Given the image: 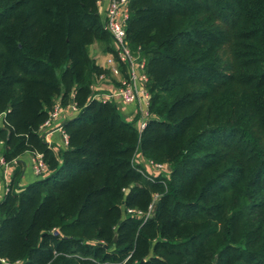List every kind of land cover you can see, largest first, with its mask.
<instances>
[{"label":"trees","instance_id":"trees-1","mask_svg":"<svg viewBox=\"0 0 264 264\" xmlns=\"http://www.w3.org/2000/svg\"><path fill=\"white\" fill-rule=\"evenodd\" d=\"M99 1L0 0L3 156L40 152L50 170L22 186L16 167L0 264H264V0H129L150 95L142 131L92 97L109 71L90 48L113 52ZM72 101L56 153L41 126ZM151 205L147 219L128 211Z\"/></svg>","mask_w":264,"mask_h":264},{"label":"built area","instance_id":"built-area-1","mask_svg":"<svg viewBox=\"0 0 264 264\" xmlns=\"http://www.w3.org/2000/svg\"><path fill=\"white\" fill-rule=\"evenodd\" d=\"M101 1V0H100ZM99 1V3H100ZM129 0H111L110 4L106 10L103 26L109 32L112 38V49L113 52L111 57L109 58V63L113 65V71L116 74L120 72L123 73L121 69V64H126V74L121 80L119 86L109 90L103 91L99 89L97 84V80L93 84V98L102 100V101H110V102H119L122 101L125 104H133L140 102L144 99L146 106L141 107L137 116V128L142 131L147 122L150 119V113L148 110L149 103V92L146 87V82L148 80V76L146 73V61L142 58L139 52L135 53L131 50L127 39V21L129 18ZM105 77V74H101L98 76V79L102 80ZM78 111L75 102L72 101L70 105L67 107H63L60 102H57L53 111L51 112L49 118L43 123L41 126V132L44 135V131L52 126L53 120L58 117L61 113L66 111ZM60 128V127H59ZM63 143L64 146L67 147L68 135L63 128ZM141 155L138 154L135 157V162H139ZM32 165L33 170L36 176L44 177L48 175L50 172L49 165L44 158V154L37 152L32 154ZM17 159H13L8 161L4 156L0 157V163L4 167V172L9 174L12 171L13 165ZM147 164L151 166L153 169L159 171H170L167 164L164 163H154L152 161L146 160ZM7 185L5 189V194L10 189V182L7 179ZM153 209V205L150 206L147 212H142L136 209H128L129 213L136 217H145L147 219L151 214Z\"/></svg>","mask_w":264,"mask_h":264},{"label":"crops","instance_id":"crops-1","mask_svg":"<svg viewBox=\"0 0 264 264\" xmlns=\"http://www.w3.org/2000/svg\"><path fill=\"white\" fill-rule=\"evenodd\" d=\"M111 0H101L99 3L100 14L102 21H104V16L106 10L110 4ZM90 54L96 59L97 64L102 66L104 69L109 71L105 77L100 80L97 77V86L103 91H109L120 85L121 80L124 77V74L120 72L119 74L114 73L113 65L109 63V58L111 57L112 52L106 51L105 46L99 42L94 43L90 48ZM60 97L58 98V101ZM122 116L129 122H132L135 126L138 125L137 114L141 107H145L146 103L144 99L140 102L133 104H125L122 101L115 102ZM78 111H66L61 113L58 117L53 120L52 126L48 127L44 131L45 141L49 144L50 147L56 152L59 153L60 150L65 149L63 143V125L67 120L74 118L77 115ZM60 127V128H59ZM4 143L0 142V157L3 156ZM32 155L29 152L24 153L20 156V160H16L13 165L12 171L9 174L4 172V167L0 163V202L4 198L5 189L7 185V179L11 183L13 175L18 164L23 168L21 177L19 179L20 185L24 186L33 181H35L38 176L35 175L32 165Z\"/></svg>","mask_w":264,"mask_h":264},{"label":"rangeland","instance_id":"rangeland-1","mask_svg":"<svg viewBox=\"0 0 264 264\" xmlns=\"http://www.w3.org/2000/svg\"><path fill=\"white\" fill-rule=\"evenodd\" d=\"M137 164H140L143 170L148 171L150 174L154 176L168 175L170 173V171H163V170L159 171V170L153 169L151 166L148 165L149 163L147 164L146 159L144 157H141L140 161L137 162Z\"/></svg>","mask_w":264,"mask_h":264}]
</instances>
